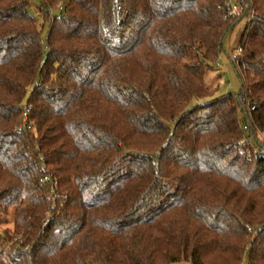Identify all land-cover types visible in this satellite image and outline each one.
Listing matches in <instances>:
<instances>
[{
  "label": "trees",
  "instance_id": "obj_1",
  "mask_svg": "<svg viewBox=\"0 0 264 264\" xmlns=\"http://www.w3.org/2000/svg\"><path fill=\"white\" fill-rule=\"evenodd\" d=\"M242 1L0 0V264H264V0Z\"/></svg>",
  "mask_w": 264,
  "mask_h": 264
},
{
  "label": "rangeland",
  "instance_id": "obj_2",
  "mask_svg": "<svg viewBox=\"0 0 264 264\" xmlns=\"http://www.w3.org/2000/svg\"><path fill=\"white\" fill-rule=\"evenodd\" d=\"M28 11L35 17H39L41 4L39 0H29ZM243 23L239 22L224 38L223 46L218 53V56L215 61H213L209 67H207L205 82L215 89L214 95H222L227 93L237 92L240 88V82L236 72L233 69L232 57L236 55L238 47V36L242 29ZM55 37L62 35L60 29H54ZM13 208L11 207L8 213L4 216L7 222H3L0 225V231L6 229L9 234L13 235V221H12V212ZM19 236H16L7 241V245L17 239Z\"/></svg>",
  "mask_w": 264,
  "mask_h": 264
},
{
  "label": "built area",
  "instance_id": "obj_3",
  "mask_svg": "<svg viewBox=\"0 0 264 264\" xmlns=\"http://www.w3.org/2000/svg\"><path fill=\"white\" fill-rule=\"evenodd\" d=\"M226 4H227V7H228V13L230 15H234V14H237L239 12V10L241 9V7L243 6V1L242 0H226ZM250 19H251V13L246 18H244L243 26ZM243 26H242V28H243ZM241 51H242L241 48L237 47V51H236L237 54L234 55L232 57V59H234L236 56H238L241 53ZM29 110H30V106L24 107L23 112L20 115L19 122H18V124H16V129L17 130H25V129H30L32 127V125H31V123L29 122V119H28ZM258 134H259L260 138L264 140V132L258 131ZM40 158H41V156H40ZM48 179L49 178H47V177H43L40 180V182L44 183ZM54 186H55V183H52L51 184V192H53Z\"/></svg>",
  "mask_w": 264,
  "mask_h": 264
}]
</instances>
